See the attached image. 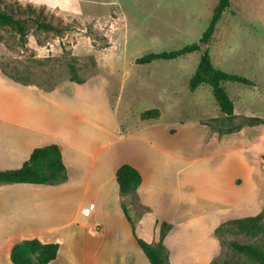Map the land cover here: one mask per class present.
Instances as JSON below:
<instances>
[{
    "label": "rangeland",
    "instance_id": "374dc122",
    "mask_svg": "<svg viewBox=\"0 0 264 264\" xmlns=\"http://www.w3.org/2000/svg\"><path fill=\"white\" fill-rule=\"evenodd\" d=\"M216 1L0 0L2 11H16L18 7L24 9L31 5L41 19L61 30H45L28 20L21 32L0 22V73L17 86L64 92L70 97L84 96L109 105L122 132L140 126L143 111L157 108L160 116L154 119L155 127L147 133L163 141L162 133H166L168 126L170 132H175V139L170 138L171 144H175L170 147L174 152L178 148L185 156L203 155L208 150L205 142L209 141V133L204 136L207 138H198L196 131L190 128L196 124H205L216 132L210 133L215 140L218 134L220 141L235 137L239 142H247L250 131L264 129V123L256 124L255 117L247 115L255 113L264 118V0H230V6L217 22L208 44L216 67L254 82L253 85L224 82L234 103V115L230 119L220 111L208 84H202L194 91L188 87L200 51L171 60L135 63L137 57L149 52L177 50L198 43L209 24ZM70 63L84 80L79 85L73 86L70 82ZM95 114L98 113L95 111ZM91 129L84 122H77L69 130L91 133ZM257 151L261 152L263 172L264 140L250 152L251 158L248 152L242 155L232 153L228 158L222 156L192 163L198 182L208 181L203 191L212 200L208 199L204 206L221 208L212 219L219 248L216 250L214 236L212 238L208 231L211 221L208 213L191 236L184 231H172L166 240L175 248L171 264L205 262L213 253L210 264H259L236 253L228 245L229 241H236L264 246V231L258 235H246L237 230L233 222L236 218L255 214V209L223 207L227 202L247 199L261 204L264 173L261 178L256 177L254 156ZM152 156L154 153H147L148 159ZM166 157V154H159L157 159L167 162ZM220 167L223 171L217 172ZM158 168L163 170L166 164ZM235 175L241 180L240 187L236 188ZM128 194L140 210L137 191ZM91 198L93 196L88 194L83 203L87 205ZM73 203L71 209L75 206ZM262 221L264 227V217ZM28 258L30 264H37L36 252Z\"/></svg>",
    "mask_w": 264,
    "mask_h": 264
},
{
    "label": "crops",
    "instance_id": "0c3cea01",
    "mask_svg": "<svg viewBox=\"0 0 264 264\" xmlns=\"http://www.w3.org/2000/svg\"><path fill=\"white\" fill-rule=\"evenodd\" d=\"M70 82L73 86L79 85ZM247 115L264 120L260 114ZM159 116L142 119L140 126L122 132L109 105L84 96L70 97L64 92L17 86L0 73V170L19 167L34 147L55 142L61 146L68 174L66 181L51 185L0 183V264H14L10 257L14 243L33 238L41 243H58L56 257L46 264H150L133 237L124 205L136 234L151 243L158 239L157 220L171 223L172 231H184L191 236L194 228L201 226L202 219L210 213L208 231L212 238L214 236L218 250L212 219L221 208L204 206V202L211 199L203 191L208 181L198 182L192 163L222 156L228 158L232 153L250 154L264 140V129L250 131L247 142H239L235 137L220 141L218 134L215 140L210 133L216 132L205 124L189 126L198 138H207L204 136L209 133V141L205 142L207 152L189 157L178 148L174 152L170 147L175 144L170 142V138L175 139V132H170L168 126L166 133H162L163 141L147 133L155 127L154 119ZM77 122L92 127L91 133L69 130ZM226 136L233 137L232 134ZM149 152L154 153L152 159L147 158ZM159 154H166L168 161H159ZM260 154L257 151L254 156L258 178L264 173ZM124 163L136 168L141 175L136 190L140 210L132 203L130 194L124 195L119 190L115 173ZM163 163L166 168L159 169ZM216 171L222 172L223 168ZM233 181L234 188L240 187L239 175H235ZM88 194L93 198L86 205L83 201ZM73 202L75 206L71 209ZM91 204L94 206L90 207ZM225 204L224 208L252 207L257 212L263 207L264 192L261 204L250 199ZM96 224L100 231L92 233ZM172 231L164 238L171 250L169 264L175 248L166 240ZM214 254L205 262L196 263L207 264Z\"/></svg>",
    "mask_w": 264,
    "mask_h": 264
},
{
    "label": "trees",
    "instance_id": "16d2710c",
    "mask_svg": "<svg viewBox=\"0 0 264 264\" xmlns=\"http://www.w3.org/2000/svg\"><path fill=\"white\" fill-rule=\"evenodd\" d=\"M230 6V0H217L210 17L209 24L202 33L198 43H192L183 46L177 50L149 52L135 59L137 64H147L157 59L171 60L178 56L200 51L198 64L189 78L188 87L194 91L201 84L210 86L212 95L220 111L230 119L234 115V103L224 87L225 81L238 82L245 85H253L254 82L244 76L226 72L216 67L211 60L208 44L211 41L217 22L220 20L223 12ZM26 14V17L23 15ZM33 22L36 26L45 30L55 29L50 23L41 19L36 14L31 5L24 9L18 7L16 11L0 10V22H4L16 27L23 32L27 21ZM61 32L60 29H55ZM70 81L82 83L84 80L79 77L73 64H69ZM159 115L157 108L147 109L140 114L141 119L156 118ZM256 124L264 123L263 119L254 118ZM264 159V155L262 156ZM116 181L122 194H128L136 191L140 182L141 175L133 166L124 163L116 170ZM68 178L67 169L63 162L61 146L55 142L32 149L28 158L17 168L1 169L0 183H29V184H58L66 181ZM124 214L131 225L134 239L150 264H169V255L171 253L164 243V238L173 230V225L165 220H157L158 239L151 243L136 234L135 227L127 208L123 206ZM264 208L262 207L255 214L246 215L233 220L237 230L246 235H258L264 231L263 227ZM218 228V227H217ZM215 228V233L217 232ZM229 247L236 253L243 255L251 260L264 264V246L255 244H246L236 241H229ZM58 243H41L38 239H26L13 245L10 253L14 264H30L29 255L36 252L37 264H46L56 257ZM200 264V263H193ZM210 264V263H207Z\"/></svg>",
    "mask_w": 264,
    "mask_h": 264
},
{
    "label": "built area",
    "instance_id": "2783aa9c",
    "mask_svg": "<svg viewBox=\"0 0 264 264\" xmlns=\"http://www.w3.org/2000/svg\"><path fill=\"white\" fill-rule=\"evenodd\" d=\"M94 204H91L90 207H93ZM100 231V227L98 224L94 225V227L91 229L92 233H98Z\"/></svg>",
    "mask_w": 264,
    "mask_h": 264
}]
</instances>
